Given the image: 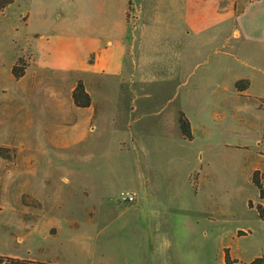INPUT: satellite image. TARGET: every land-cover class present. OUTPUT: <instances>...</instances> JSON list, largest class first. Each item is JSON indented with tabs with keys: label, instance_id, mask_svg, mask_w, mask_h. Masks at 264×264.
Returning <instances> with one entry per match:
<instances>
[{
	"label": "rangeland",
	"instance_id": "obj_1",
	"mask_svg": "<svg viewBox=\"0 0 264 264\" xmlns=\"http://www.w3.org/2000/svg\"><path fill=\"white\" fill-rule=\"evenodd\" d=\"M29 1L14 0L0 11V254L43 258L35 246L43 231L36 228L54 219L76 220L82 233L100 234L104 249L88 257L75 253L79 263L87 259L88 264H129L121 255L108 261V253H121L126 246L135 250L142 248L139 242L152 245V241L160 254L175 251L177 260L170 256V264H227V248L237 259L231 264L264 258V219L257 211L264 198L252 181L254 170L264 169V158L254 130L241 127L231 135L226 121L224 135L215 141L203 143L199 132L193 141L173 127L174 105L160 116L161 122L169 118V125L153 123L151 114L168 98L160 95L148 106L145 125L132 128L134 141L126 109L116 125L110 121L94 133L84 116L87 110L61 105L65 96L61 79L42 82L40 87L49 93L58 89L62 94L61 100L49 101L48 94H28L33 84L25 75L16 79L12 74L19 56L31 59ZM249 16L238 22L246 56L255 44L260 45L257 51H264V0H256ZM232 18L224 17L229 24ZM217 21L208 27L214 28ZM64 101L73 103V98L66 93ZM224 108L229 113L227 105ZM245 115L253 118L249 109ZM212 126L214 132L221 130ZM143 186L156 202L145 211L147 217L159 218L155 235L149 234L136 212L127 211L136 201L121 198L122 192Z\"/></svg>",
	"mask_w": 264,
	"mask_h": 264
},
{
	"label": "crops",
	"instance_id": "obj_2",
	"mask_svg": "<svg viewBox=\"0 0 264 264\" xmlns=\"http://www.w3.org/2000/svg\"><path fill=\"white\" fill-rule=\"evenodd\" d=\"M255 3L256 0H30L26 23L31 26V59L24 78L30 79L33 87L28 94H48L49 101L56 97L61 100L64 94L61 105L70 104L72 109L77 106L73 90L82 79L92 96V104L83 108L92 131L98 132L110 121L116 125L126 109L133 141L132 128L145 125L153 97L166 95L167 101L151 114L157 127L170 124L169 118L161 122L160 116L174 105L173 127L181 132L179 115L184 112L192 125L191 140L199 139V132L203 143L215 141L224 135L227 121L231 135L239 133L241 127L254 130L255 143L264 158V51H257L260 45L255 44L249 47L248 56L243 55V31L238 24L241 16L250 17ZM228 15L234 16L230 24L224 19ZM214 19H218L214 28L208 27L215 23ZM53 77L61 79L62 94L58 89L51 94L40 87ZM241 79L250 81L242 91L236 87ZM66 93L72 96L73 103L66 104ZM246 109L253 118L246 117ZM212 125L221 128L217 135ZM226 145L231 143L226 141ZM200 155L204 156V150ZM256 169L264 177L263 167ZM133 192L136 202L128 205L127 211L136 212L149 234L155 235L159 218L145 215L155 200L145 186ZM77 222L48 219L37 227L43 231V239L35 246L44 254L37 261L88 264L87 259L77 262L75 253L88 257L102 251L100 234L82 233ZM139 243L142 248L132 250L126 246L121 253L110 251L108 261L118 255L129 264H170V256L177 260L173 249L171 255L168 250L160 254L155 242Z\"/></svg>",
	"mask_w": 264,
	"mask_h": 264
},
{
	"label": "trees",
	"instance_id": "obj_3",
	"mask_svg": "<svg viewBox=\"0 0 264 264\" xmlns=\"http://www.w3.org/2000/svg\"><path fill=\"white\" fill-rule=\"evenodd\" d=\"M14 0H0V11L5 10L7 6H9ZM29 66V62L25 60L23 56L19 57L18 60L12 66V74L16 79H20L26 73V69ZM248 79H241L237 81L236 87L239 90H245L249 86ZM73 98L74 102L77 106L85 108L89 107L92 104V96L87 91L85 83L82 79H80L74 90H73ZM180 122V130L184 137L188 139L193 138V129L189 118L185 115L184 112H180L179 115ZM263 175L259 169L254 170L252 174V181L254 185L259 189L260 197L264 198V183H263ZM250 207L254 206L253 201H249ZM257 211L259 216L264 219V204L259 203L257 205ZM225 260L227 264H231L236 262L237 259H233L230 254V250L227 248L225 250ZM0 264H54L52 262H43L31 259H23L19 257L9 256L0 254ZM252 264H264V258L258 257Z\"/></svg>",
	"mask_w": 264,
	"mask_h": 264
},
{
	"label": "built area",
	"instance_id": "obj_4",
	"mask_svg": "<svg viewBox=\"0 0 264 264\" xmlns=\"http://www.w3.org/2000/svg\"><path fill=\"white\" fill-rule=\"evenodd\" d=\"M121 198L125 202H134L136 200V193L131 191L122 192Z\"/></svg>",
	"mask_w": 264,
	"mask_h": 264
}]
</instances>
